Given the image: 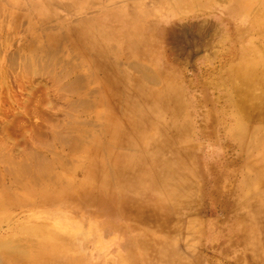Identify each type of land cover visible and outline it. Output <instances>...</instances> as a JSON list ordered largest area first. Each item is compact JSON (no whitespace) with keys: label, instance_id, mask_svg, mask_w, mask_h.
<instances>
[{"label":"bare ground","instance_id":"bare-ground-1","mask_svg":"<svg viewBox=\"0 0 264 264\" xmlns=\"http://www.w3.org/2000/svg\"><path fill=\"white\" fill-rule=\"evenodd\" d=\"M5 1L8 7L0 3V46L3 43L7 49L13 48L5 62L6 76L7 72L15 74L16 63L21 61L27 78L17 83L7 78L0 81V222L9 221L7 233L13 229L24 232L12 238L0 235V264H198L192 256L185 259L176 246L184 228L189 240L186 220L194 210L192 198L211 199L205 194L202 178L211 181L214 195L219 193L226 203L223 227L208 222L203 240L212 236V241H220L223 247L214 252L219 258L235 257L228 264H264V127L252 126L264 125V43L257 45L261 51L253 58L255 67L247 68V64L242 68L248 62L239 57L237 68L232 66L224 75L234 83L227 91L228 100L224 98L233 110L228 121L211 128L203 115L195 114L191 120L197 129L196 141L201 136L203 145H208L205 138L210 139L211 131L243 156L239 181L233 185L229 168L202 171L194 166L193 170L191 164L183 162L182 149L173 148L176 142L189 143L182 124L174 119L175 107L168 108L180 97L176 72L165 57L150 54L160 47L161 20L151 25L147 15L136 16L135 8L108 7L119 0ZM22 4L27 9L18 15L16 8ZM53 6L69 16L62 22L72 23L53 26L51 21L32 18V14L49 12L47 8ZM226 6L227 19L235 23L236 32L251 31L264 41V0H227ZM91 10L98 13V22ZM17 29L22 34L15 40ZM112 29L122 38L115 37ZM37 31L44 38L35 34ZM122 42L132 49L134 57L153 63L160 74L136 58L127 60ZM5 50L0 48V53ZM42 75L51 81V99L46 85L38 82ZM155 84L158 87L152 88ZM162 114L169 116L167 122L159 121ZM151 116L158 129L153 146L147 136ZM199 117L201 131L196 123ZM32 118L38 119L39 125H33ZM164 129L171 134L163 136ZM156 143L167 145L161 171H168V175L161 177L164 183L168 180L163 185L171 213L177 218L171 225L158 213L147 212L134 198L145 189L142 176L153 178L160 171ZM196 153L198 158L200 149ZM145 164L153 169L143 171ZM18 206L49 209L48 218L65 223L56 224L54 233L42 234L48 235L54 248L33 234V230L43 232L47 227L42 220L11 225L15 223L13 215L5 216L4 210L14 212ZM154 207L163 212L161 201H154ZM114 216L123 223L106 220ZM79 219L83 221L79 223ZM152 221L154 233L148 229ZM81 224L89 230L78 228ZM86 232L100 237L96 247H89ZM229 239L234 246H224ZM113 248V259L108 258Z\"/></svg>","mask_w":264,"mask_h":264},{"label":"rangeland","instance_id":"rangeland-1","mask_svg":"<svg viewBox=\"0 0 264 264\" xmlns=\"http://www.w3.org/2000/svg\"><path fill=\"white\" fill-rule=\"evenodd\" d=\"M126 1L127 2L122 4L119 0L117 1L119 3H110L108 7L117 8L120 6H125L129 10L135 8L137 9V11L135 12L136 16H139L140 14L147 15L148 22L151 25H156L158 19L161 20L164 25L163 33H161L160 35V47H157L156 50H151L150 54H152V56L154 54H160L161 56L165 57L166 60L172 65V69L176 72L174 77L176 80L177 88H179L178 85L180 84V97L179 99L175 98L171 104V107L168 108L171 111L175 107L176 117L174 119L176 120V122L182 124L181 129L184 130V132H187L189 143V145H184V143L182 142H176L174 145L171 144L170 148L173 145V148L175 147L182 149L186 156H184L183 162H185L186 164H191L193 170L195 168L194 166L200 167L202 171L203 168H205L206 170H220L221 168H229L228 171L231 175L232 184L235 185L236 182L239 181V170L241 169L243 164V156H241L236 148H234V145L229 144L226 140H222V138L218 139V137L216 138L215 136H212L214 135V133L211 131H208V137L211 136L210 139L205 138V142H208V145H203L201 136L199 137V141H196L194 138L196 137L195 132L197 129L195 127H192L191 120L194 119L195 114H198L199 116L203 115V117H206V122L208 121V125L211 128L219 126L228 121L227 117L233 110L228 109L229 103L227 101L228 99L226 95L227 91L230 90L231 86L234 83L232 84L230 80H226L227 78H225L224 75L227 72L231 71L232 66H236V61L239 60V57H245L246 62H248L245 63L242 68H244V66L247 64V68L255 67L257 63L255 62L252 65L253 58L261 51V47L257 45L261 44V42L264 43V41H262L260 36L255 34L253 35L251 31H246L243 33L236 32L237 26L235 25V23L229 22L227 19V0ZM0 3L4 7H8V2H6L5 0L4 2ZM26 9L27 8L24 6V4L19 5L18 8H16V13L18 15H22ZM47 10L49 12L44 11L40 15L32 14V18L33 16H35V21H51L53 26L54 24L59 25L58 22L64 23L62 25L63 27L68 26L66 23H72L68 21H61V19L63 18H70L65 14L64 11L61 12L59 7L53 6L50 10L48 8ZM90 12L92 15H94L93 19L98 22V20L96 19L98 13L95 10H91ZM165 13L167 14V18H164L166 16ZM76 15H79V13ZM113 31L114 32H111L115 37H117L118 39L122 38L121 34L116 33V29ZM21 34L22 33L17 29L15 30V35L13 38H15V40L19 39L21 37ZM35 34L44 38L40 31L35 32ZM6 45L7 44L4 45L2 43L0 46L1 49H6L4 54L0 53V58L4 59H1L3 60V62L1 61L3 64H1L0 62V68L2 69L0 73V77L2 78H0V81H6L7 78V81L10 82H23L27 77L24 75L21 61H18L16 63L15 74L7 72L8 75L6 76L7 66L5 62L8 58V52H11L13 50V48L7 49ZM8 45H10V43H8ZM248 45L250 46V50L246 49L248 48ZM139 46L140 45L137 44L136 48H139ZM123 47L124 55L127 60L134 61L133 58H136V60L138 62H141L144 66L150 67L149 70L156 71L158 74H160V72H158L153 66V63H150L149 61H146V59H143L141 57H134L132 49L125 43H123ZM84 61L86 62V60ZM232 62H234L235 64H232ZM239 69L240 67L236 70H238L239 72ZM3 71H5L4 74ZM32 80H35V78H33ZM38 82L46 85V87L48 88L46 89L48 93H50V99L53 98V87L48 77L44 75L39 76ZM157 82H159V79L157 80ZM158 84H155V86L151 87L156 88L158 87ZM168 93H171L173 95L172 91H169ZM36 95L40 96V93L37 92ZM224 98H226L227 100H224ZM178 101L179 103H181V109H179ZM61 109L62 107H60V110ZM60 110H54L53 113L57 112L61 114L66 111V109L63 112H61ZM162 115L163 116L161 117V119H159V121L167 122L169 120V116L164 117V114ZM150 119L152 124L147 136L148 141L151 142L153 146V142L155 139L154 137L158 136V129L156 128L157 121L153 118V116H151ZM235 120L236 119H234V122ZM198 121L199 122H196L197 125H199L198 131H201L203 124L200 122V117ZM31 123L33 125H39L40 121L36 118H32ZM252 126L260 128L264 127V125H261L259 123L253 124ZM164 130L165 133H163V136L171 134L169 130ZM222 135L223 134L221 129L220 136L222 137ZM166 148L167 145L164 146V144L156 143L155 151L159 152L158 161L160 162V171L157 170L158 174L153 178L145 177L144 175L142 176V187L145 189L143 190V193L140 197L134 198H138L137 204L145 207L147 212H151L152 214L154 213V215L158 213L157 216L160 217L164 223L171 225L177 222V218L171 213L170 206L168 205L167 200V189L163 185L166 184V181L168 180H166L164 183L161 177L166 176L165 178H167L168 175V171H161V167H165L164 160L166 159L167 154L164 153V151L166 150ZM197 149H200L201 151L198 158H196ZM163 154L165 155L163 156ZM175 162L176 161H173L172 163ZM202 165L204 166L202 167ZM254 166L255 165H253L252 163L250 164V168H253ZM146 169L152 170L153 168L145 164L142 170L145 171ZM175 170L178 175L177 167L175 168ZM205 172L206 171L204 170V174ZM172 173L173 171L171 172V175ZM173 176H176V174ZM201 182L203 183L205 194L210 195L211 199H203V196L200 199L196 196L192 198L194 210L188 213L189 215L186 214L188 215L186 226L187 229L190 230L188 236L189 240L186 241V229L184 228L185 233L183 230V234L179 238V241L176 240V248L177 251L185 259H189L191 256L196 260L198 259V264H202V261L208 262L206 264H228V262H232L235 257L230 258L229 256H222V258H219L216 252H214L215 248L223 247L220 245V241L215 239L212 241V236L207 238L206 240H203V235L207 228H205V224H208V222H210L209 224L218 226L217 228L220 227L221 229L223 227V219L226 214V203L224 197L219 195V193L218 195H216L217 197L214 195L211 181L202 178ZM208 189L210 190L208 191ZM154 201L156 204L158 201H161L163 207L162 213H159L157 211V208L154 207ZM4 211L5 216L13 215L14 219L12 221H15V223H11L12 226L20 223L33 224L34 220H42L44 226L47 227L43 232L33 230V234H38L44 240L46 246L50 248L55 247L54 242L49 239L48 235H45L44 237L42 235L49 234L51 231L54 233V230H56L55 226L56 224H58L56 222L57 220L53 221V218H48L50 215L49 213H51L49 209L42 207L18 206L14 212L12 210ZM106 220L123 223V221L116 216L108 217ZM82 221L83 220L79 219V223ZM64 224V222H59L58 225L60 226ZM9 226V221H1L0 235L12 238L19 233L14 229L11 232L7 233L6 228ZM78 226V228L80 229L87 228L85 224H81ZM154 228L155 222L152 221L148 225V229H150L151 232L154 233ZM61 232L64 233L63 231ZM137 232L141 233L140 231ZM23 233L24 232H21L19 234L23 235ZM94 233L95 232H86V237L90 241L89 247H94L95 245H97V240L100 238L96 233ZM28 234L31 235V233ZM123 235L127 234L123 233ZM110 236L111 234L108 235V238ZM223 244L224 246L227 244L230 247L231 245H233L231 239H229L226 243L223 242ZM111 254H114V248L109 251L107 255L108 258H112ZM77 258L83 261V259L79 256H77ZM148 261L150 260L148 259Z\"/></svg>","mask_w":264,"mask_h":264},{"label":"crops","instance_id":"crops-1","mask_svg":"<svg viewBox=\"0 0 264 264\" xmlns=\"http://www.w3.org/2000/svg\"><path fill=\"white\" fill-rule=\"evenodd\" d=\"M225 213V212H224Z\"/></svg>","mask_w":264,"mask_h":264}]
</instances>
